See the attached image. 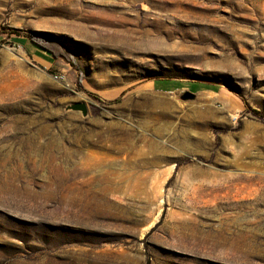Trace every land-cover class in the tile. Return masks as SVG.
Listing matches in <instances>:
<instances>
[{
  "label": "rangeland",
  "instance_id": "obj_1",
  "mask_svg": "<svg viewBox=\"0 0 264 264\" xmlns=\"http://www.w3.org/2000/svg\"><path fill=\"white\" fill-rule=\"evenodd\" d=\"M246 104L264 0H0V264H264Z\"/></svg>",
  "mask_w": 264,
  "mask_h": 264
},
{
  "label": "trees",
  "instance_id": "obj_2",
  "mask_svg": "<svg viewBox=\"0 0 264 264\" xmlns=\"http://www.w3.org/2000/svg\"><path fill=\"white\" fill-rule=\"evenodd\" d=\"M6 30H7L6 33H8V34L19 35V31L16 30V29L7 28ZM27 38L29 39L30 42H32L36 46L40 47L41 49H43L45 51L50 52L53 55V57L56 58V57L62 56L68 62L74 64L73 59L71 58V56L59 44H57L55 42H52V41L40 40V39L36 38V36L33 35V34H28ZM157 79H158L157 81H159V82L166 81L165 79H161V78H157ZM246 108L251 113H253L257 117H259L262 121H264V114H262V113H260V112H258L256 110H252L247 104H246Z\"/></svg>",
  "mask_w": 264,
  "mask_h": 264
},
{
  "label": "water",
  "instance_id": "obj_3",
  "mask_svg": "<svg viewBox=\"0 0 264 264\" xmlns=\"http://www.w3.org/2000/svg\"><path fill=\"white\" fill-rule=\"evenodd\" d=\"M194 97L193 94L187 93L184 96V99H192ZM72 109L82 111V113H86V107L84 104H76L72 106Z\"/></svg>",
  "mask_w": 264,
  "mask_h": 264
},
{
  "label": "bare ground",
  "instance_id": "obj_4",
  "mask_svg": "<svg viewBox=\"0 0 264 264\" xmlns=\"http://www.w3.org/2000/svg\"><path fill=\"white\" fill-rule=\"evenodd\" d=\"M264 216V215H263Z\"/></svg>",
  "mask_w": 264,
  "mask_h": 264
}]
</instances>
